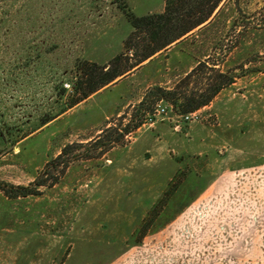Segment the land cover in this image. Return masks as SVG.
Segmentation results:
<instances>
[{
  "label": "rangeland",
  "instance_id": "rangeland-1",
  "mask_svg": "<svg viewBox=\"0 0 264 264\" xmlns=\"http://www.w3.org/2000/svg\"><path fill=\"white\" fill-rule=\"evenodd\" d=\"M163 8L0 0V182L57 177L37 194L0 190V264H264V0H220L69 106L77 60L106 63L123 50L127 11ZM208 56L233 82L188 118L152 116L169 102L146 93Z\"/></svg>",
  "mask_w": 264,
  "mask_h": 264
},
{
  "label": "trees",
  "instance_id": "trees-1",
  "mask_svg": "<svg viewBox=\"0 0 264 264\" xmlns=\"http://www.w3.org/2000/svg\"><path fill=\"white\" fill-rule=\"evenodd\" d=\"M219 2L220 0H163L164 8L158 13L135 15L127 11L131 30L123 40L122 51L104 64L86 59L77 60L76 77L73 83V92L76 97L71 100L69 106L86 98L118 75L205 22ZM233 80V74L222 70L218 62L208 56L197 62L173 86L166 88L156 85L146 94L152 95L156 100L165 99L176 112L186 114L207 105L221 89L230 85ZM129 131L130 129L125 128L124 134ZM119 139L120 137H115L109 141V144L118 142ZM66 149L67 147L62 148L55 159L47 162L45 169L52 162H55L53 167L57 169L59 165L57 162L65 154ZM67 162L65 161L60 167L59 173L64 170ZM56 178L47 182L37 177L30 185L0 182V190L7 197L37 194L39 193L38 187L52 185L57 181Z\"/></svg>",
  "mask_w": 264,
  "mask_h": 264
},
{
  "label": "built area",
  "instance_id": "built-area-1",
  "mask_svg": "<svg viewBox=\"0 0 264 264\" xmlns=\"http://www.w3.org/2000/svg\"><path fill=\"white\" fill-rule=\"evenodd\" d=\"M172 106L170 104H166V105H160L158 104V106L154 109V112H152V116H158V115H162L165 114L168 110H171ZM189 115H191V112L183 114V118H188ZM149 120L152 121V117L149 116Z\"/></svg>",
  "mask_w": 264,
  "mask_h": 264
}]
</instances>
